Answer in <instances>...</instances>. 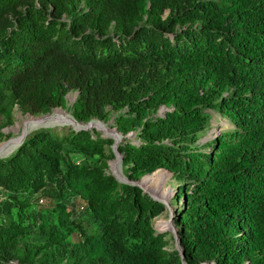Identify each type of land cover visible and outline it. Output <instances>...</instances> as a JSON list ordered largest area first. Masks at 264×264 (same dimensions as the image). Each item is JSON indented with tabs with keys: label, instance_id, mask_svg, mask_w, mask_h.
Returning a JSON list of instances; mask_svg holds the SVG:
<instances>
[{
	"label": "trees",
	"instance_id": "obj_1",
	"mask_svg": "<svg viewBox=\"0 0 264 264\" xmlns=\"http://www.w3.org/2000/svg\"><path fill=\"white\" fill-rule=\"evenodd\" d=\"M70 88L77 121L124 108L117 129L137 125L138 142L117 144L128 177H176L184 261L153 225L164 203L104 171L112 137L45 126L0 156V264H264V0H0V109L47 112ZM210 110L230 126L199 143ZM42 189L58 222L42 215L30 246L22 196ZM71 193L94 222L73 240Z\"/></svg>",
	"mask_w": 264,
	"mask_h": 264
},
{
	"label": "rangeland",
	"instance_id": "obj_2",
	"mask_svg": "<svg viewBox=\"0 0 264 264\" xmlns=\"http://www.w3.org/2000/svg\"><path fill=\"white\" fill-rule=\"evenodd\" d=\"M77 94V89H68L64 94L62 105L54 106L49 111L40 113H31L16 102H7L4 105L5 109H0V156L12 152L20 144V141H22L30 131L36 128L45 126H57L58 128L66 126L67 128H73V125L81 124L74 121V116L72 114V105ZM165 109L166 107L162 105L158 108L155 114H162ZM107 110L108 113L104 119H97V117L93 118L94 121L90 123L92 128L99 131L101 135H111L109 137H112L114 141L117 139L118 142H120L122 139L127 138L132 142H138L139 138L136 136L137 125L127 132L130 136L123 134L117 129L115 117L119 112L124 111V108L121 110L108 108ZM210 112L212 113L210 127L207 130L200 132L199 143H206L215 137L217 132L230 126L229 121L222 117L217 111L210 110ZM44 116H52V118L33 127H24L25 122H29L34 118H42ZM116 134L118 136H116ZM8 144L10 145L8 146ZM93 159H96L97 162L100 161L98 155H94ZM125 166L126 165L123 164L122 156L120 155V157L117 158L115 154L113 158L106 160L104 171L112 173L119 180H134L138 182L139 186L149 193L151 197L164 203V210L153 218V225L156 229L166 233V247L168 249L176 248V226L170 216L172 209H174V204L178 205L181 202V194L178 191V181L176 177L170 170L159 168L151 172H146L140 177L130 178L125 174ZM9 197V192L0 187V221H3L8 215L2 206V202ZM22 197L28 203L26 209L29 211L30 217L32 216V223L28 224L27 228V241L30 246H37L44 241L45 237L41 230V216L44 215L45 221L49 223L58 222L56 210L52 208L51 204L54 201V198L45 189L37 192L24 193ZM66 207L72 211L65 224L60 226V230L68 234L67 239L69 240L79 239L85 235L84 231L86 229L89 231L93 227L94 222L92 214L86 202L81 197L75 196L73 193L68 195ZM11 211L14 217H17L18 206L13 205ZM160 222H165L166 225H159Z\"/></svg>",
	"mask_w": 264,
	"mask_h": 264
},
{
	"label": "water",
	"instance_id": "obj_3",
	"mask_svg": "<svg viewBox=\"0 0 264 264\" xmlns=\"http://www.w3.org/2000/svg\"><path fill=\"white\" fill-rule=\"evenodd\" d=\"M73 119H74L75 122H78V121L75 119V117H73ZM90 121H91V120H90ZM90 121H88V122L85 123V124H82V123H81V124H79V125H73V127H74L75 129L91 128L92 126L89 124ZM125 135L130 136V134H128V133H126ZM20 142H21V141H20ZM117 144H118V140L115 139V141H114L112 147H113V150H114V152H115L117 158H119L120 155L122 156V154H120L119 150L117 149ZM117 160H118V159H117ZM160 168H163V167H160ZM158 169H159V168H158ZM124 181L139 185V183L136 182V181H134V180H124ZM143 190H144V189H143ZM144 191H145V190H144ZM145 192H146V191H145ZM155 199H156V198H155ZM170 216H171V220H173V209H172V212H171V215H170ZM175 231H176V233H177V235H176V248L178 249V251H179V253H180L181 259L184 261V250H183V248L180 246V243H179L178 230H177V228H176Z\"/></svg>",
	"mask_w": 264,
	"mask_h": 264
},
{
	"label": "bare ground",
	"instance_id": "obj_4",
	"mask_svg": "<svg viewBox=\"0 0 264 264\" xmlns=\"http://www.w3.org/2000/svg\"><path fill=\"white\" fill-rule=\"evenodd\" d=\"M50 118H52V116H44V117H42V118H34V119L30 120L29 122H25V124H24L25 126H24V127L28 128V127H33V126H36V125L42 124L44 121H47V120L50 119ZM92 121H94V119L91 120L90 123H91ZM98 121H99V120H98ZM77 123L85 124V123H83V122H79V121H78ZM90 123H89V124H90ZM94 125H95V124H94ZM106 136H111V135H106ZM116 136H118V135L116 134ZM9 145H10V144H8V146H9ZM159 225L164 226V225H166V223H165V222H160Z\"/></svg>",
	"mask_w": 264,
	"mask_h": 264
}]
</instances>
